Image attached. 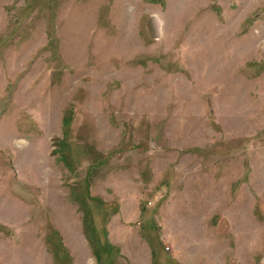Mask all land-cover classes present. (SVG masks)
Here are the masks:
<instances>
[{"label":"rangeland","instance_id":"obj_1","mask_svg":"<svg viewBox=\"0 0 264 264\" xmlns=\"http://www.w3.org/2000/svg\"><path fill=\"white\" fill-rule=\"evenodd\" d=\"M0 264H264V0H0Z\"/></svg>","mask_w":264,"mask_h":264}]
</instances>
